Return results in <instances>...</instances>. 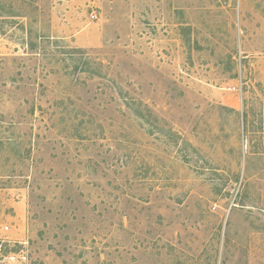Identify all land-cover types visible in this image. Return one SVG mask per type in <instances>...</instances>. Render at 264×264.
<instances>
[{"label":"rangeland","instance_id":"obj_1","mask_svg":"<svg viewBox=\"0 0 264 264\" xmlns=\"http://www.w3.org/2000/svg\"><path fill=\"white\" fill-rule=\"evenodd\" d=\"M0 264H264V0H0Z\"/></svg>","mask_w":264,"mask_h":264},{"label":"built area","instance_id":"obj_2","mask_svg":"<svg viewBox=\"0 0 264 264\" xmlns=\"http://www.w3.org/2000/svg\"><path fill=\"white\" fill-rule=\"evenodd\" d=\"M6 230H7V228H6Z\"/></svg>","mask_w":264,"mask_h":264}]
</instances>
